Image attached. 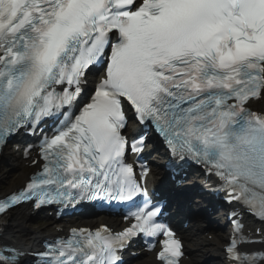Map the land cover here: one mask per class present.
<instances>
[{"label":"snow or ice","instance_id":"1","mask_svg":"<svg viewBox=\"0 0 264 264\" xmlns=\"http://www.w3.org/2000/svg\"><path fill=\"white\" fill-rule=\"evenodd\" d=\"M93 70L97 82L80 105ZM252 100H264V0H0V150L60 123L32 160L40 171L0 198V220L25 202L123 203L121 231L73 228L37 254L43 264H124L141 235L150 250L159 245L160 264H181L183 242L142 183L149 169L141 165L138 178L126 159L145 140L123 134L130 107L240 205L226 264H264V228L245 239L240 222L247 211L264 223V112ZM0 264H21L20 254L2 246Z\"/></svg>","mask_w":264,"mask_h":264},{"label":"bare ground","instance_id":"2","mask_svg":"<svg viewBox=\"0 0 264 264\" xmlns=\"http://www.w3.org/2000/svg\"><path fill=\"white\" fill-rule=\"evenodd\" d=\"M18 161L17 157H8L7 163L9 165L16 166L15 169L18 172V182L22 184L28 175V171L20 168L17 164L13 162ZM158 165L156 162H153V172L157 173ZM197 174H192L189 183L184 187V194L188 196L192 192L194 184L201 179L197 177ZM15 184L9 186V190L15 188ZM27 208L19 207L14 212L11 213L10 220L5 226L4 231L2 232V239L19 246L21 248H31L37 242L41 234H35L33 232H24L23 223L28 219L29 213H27ZM219 241L216 240H207L203 235H197L188 241V246L186 251L188 252V259L182 260L181 264H206V261L213 263L217 261L220 263L223 259V254L219 249ZM132 264H154L152 261V255H148L142 258V260L134 261Z\"/></svg>","mask_w":264,"mask_h":264},{"label":"rangeland","instance_id":"3","mask_svg":"<svg viewBox=\"0 0 264 264\" xmlns=\"http://www.w3.org/2000/svg\"><path fill=\"white\" fill-rule=\"evenodd\" d=\"M4 156H6L5 157L6 159L7 157L10 156V152L6 151V154ZM14 163L17 164L15 161L13 162V164ZM15 167L16 166L6 164L5 162L1 163L0 165V194L8 191L9 186L11 184H15L16 186L20 185L17 179L19 174L16 171ZM27 224L29 226V229L35 233H40L45 229V222H43V217L41 215L33 216L31 220L27 221ZM31 231H28V232H31Z\"/></svg>","mask_w":264,"mask_h":264}]
</instances>
